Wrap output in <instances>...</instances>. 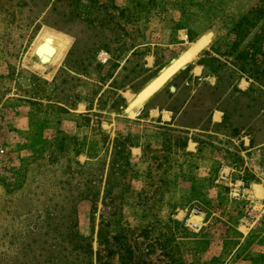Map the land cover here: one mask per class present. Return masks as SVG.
Segmentation results:
<instances>
[{"label":"rangeland","instance_id":"374dc122","mask_svg":"<svg viewBox=\"0 0 264 264\" xmlns=\"http://www.w3.org/2000/svg\"><path fill=\"white\" fill-rule=\"evenodd\" d=\"M256 1L0 0V264H264Z\"/></svg>","mask_w":264,"mask_h":264},{"label":"bare ground","instance_id":"6f19581e","mask_svg":"<svg viewBox=\"0 0 264 264\" xmlns=\"http://www.w3.org/2000/svg\"><path fill=\"white\" fill-rule=\"evenodd\" d=\"M210 34L201 36L181 52L171 63L163 68L153 79L143 86L136 96L127 106V110H132L135 107H140L142 102L149 98L156 90H158L170 77L175 74L180 68L187 64L197 52L207 43ZM61 40L60 38H58ZM63 42V40H61ZM65 43V42H64ZM63 43V44H64ZM62 46L51 37L39 39L32 48L31 54L36 60L34 63L38 68H44L53 64L59 56ZM131 114L136 111L132 110ZM193 219H199L198 216H193Z\"/></svg>","mask_w":264,"mask_h":264},{"label":"trees","instance_id":"16d2710c","mask_svg":"<svg viewBox=\"0 0 264 264\" xmlns=\"http://www.w3.org/2000/svg\"><path fill=\"white\" fill-rule=\"evenodd\" d=\"M255 13H256V17H261V15L264 14V0H257L255 3ZM251 19H249L247 17V15L242 16L241 19H239V22L234 26V28L232 29V31H236V29L241 26V28H245L247 25L249 26L250 24H252V22L250 21ZM254 73V74H253ZM252 73L253 78L261 83L262 85H264V69L261 70H254Z\"/></svg>","mask_w":264,"mask_h":264}]
</instances>
